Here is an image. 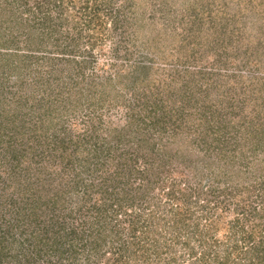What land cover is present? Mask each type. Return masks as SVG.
Listing matches in <instances>:
<instances>
[{"label":"rangeland","instance_id":"obj_1","mask_svg":"<svg viewBox=\"0 0 264 264\" xmlns=\"http://www.w3.org/2000/svg\"><path fill=\"white\" fill-rule=\"evenodd\" d=\"M0 51L18 55L0 56V231L14 233L9 254L26 253L30 231L60 221L62 210L36 209L37 195L62 191L77 171L92 199L104 194L98 185L126 194L123 230L132 219L149 230L154 208L171 226L175 206L188 209L184 193L194 215L209 209L223 227L264 235V219L245 222L253 208L264 211V0H0ZM159 104L166 111L152 113ZM172 133L180 159L159 162L150 137H163L161 151ZM61 259L39 262L70 264Z\"/></svg>","mask_w":264,"mask_h":264},{"label":"trees","instance_id":"obj_2","mask_svg":"<svg viewBox=\"0 0 264 264\" xmlns=\"http://www.w3.org/2000/svg\"><path fill=\"white\" fill-rule=\"evenodd\" d=\"M67 50L63 49V54H67ZM6 52L0 51V56L2 55L1 57H5L8 61L10 58L18 57V55ZM28 56L24 57L30 59V55ZM82 57L84 62L90 60L89 55H82ZM29 64L30 62L23 64L22 68L25 65L30 67ZM82 74L85 76V73ZM83 88L80 87V89ZM87 89L89 90V87ZM80 95L83 93L80 92ZM187 95H184L186 102ZM196 101L198 102V100ZM156 110L164 113L166 111L165 105H157L152 113ZM164 118L166 117L163 114L154 117L152 124L158 125L161 122L162 125ZM161 131L163 133L164 129ZM162 138L150 137V151L154 153V158L156 160L158 158L159 162L179 161L177 151H173L169 147L174 142L175 134L172 133L170 139L166 138L165 146L163 145L162 150L159 151ZM98 140V137H95L93 142H98ZM97 145L93 144L95 148ZM88 169L90 168H85V171ZM151 172L154 176L159 173L155 170ZM82 173L83 171L75 172L70 182L63 180L66 181L67 185H64L62 191H58L54 186L53 189L40 188L36 198L38 204L34 205L36 209H41L42 206L56 209V211L60 209L63 211L62 218L60 221H56L57 224L53 229L51 227L44 228L43 231H36V233L30 231L29 240L36 239V241L30 243L31 248L26 253L16 250L9 254L8 250L15 247L14 233L13 235L9 234L12 230L8 226L0 231V264H8L9 259H15L14 261H17L15 264H40V260H47L49 256L57 257V261H61V258L64 257H71L70 264H80V262H82L81 264H99L101 259L105 260L103 262L105 264H264V235L259 241H256L255 228L245 232L243 227L238 226V223L231 228L223 227L225 224L222 215L216 211L210 214L209 209L201 215H194L196 206H193L190 198H187V194L184 193L182 197L188 205V209L183 212L180 207L175 206L173 216L168 219L171 226L162 225L167 223V220L164 219L165 216L163 218V215L157 214V210L154 208L151 210L152 215H149V222H153L149 230L148 228L142 229L135 219L128 220V228L123 230L118 216L121 213L119 212L120 206L126 194L122 191L115 193L110 189L107 190L106 185L105 187L98 185L97 191L103 190L104 194L92 199L90 190L92 191L93 188L91 185L85 184L80 189L84 180V178H80V176L83 177ZM103 178L105 177L99 178V181H107L106 178ZM71 189L76 190V192L73 196L68 197L67 193ZM139 191L140 189L137 193ZM187 191H192V187L188 186ZM133 199H137V196ZM27 203L31 207L32 201L28 197L26 198ZM253 209L251 215L245 218V222L258 217V225H260L264 219V211L261 210L263 212L259 214L255 208ZM186 212L188 213L186 214ZM24 217L23 215L17 216L14 219V225H18L19 222H26ZM156 219L157 222L160 220L158 222L161 224L160 226L156 224ZM163 219L166 222H163ZM125 221L123 219V222ZM227 229H231L232 232ZM219 231H223V235H220ZM230 233L232 236L225 238V234ZM218 235L222 236L223 239ZM163 237L164 240H162ZM175 243H183L182 245H184L180 255L176 253ZM239 252L243 254V257L238 256L240 255ZM165 255L168 256L163 257ZM81 256L82 259H80Z\"/></svg>","mask_w":264,"mask_h":264}]
</instances>
